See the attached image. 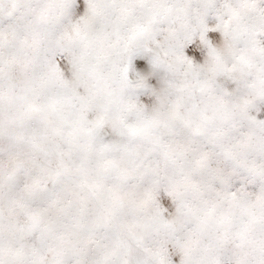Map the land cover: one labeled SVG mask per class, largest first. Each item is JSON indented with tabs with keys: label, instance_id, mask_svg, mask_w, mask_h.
Instances as JSON below:
<instances>
[{
	"label": "rangeland",
	"instance_id": "1",
	"mask_svg": "<svg viewBox=\"0 0 264 264\" xmlns=\"http://www.w3.org/2000/svg\"><path fill=\"white\" fill-rule=\"evenodd\" d=\"M0 264H264V0H0Z\"/></svg>",
	"mask_w": 264,
	"mask_h": 264
}]
</instances>
